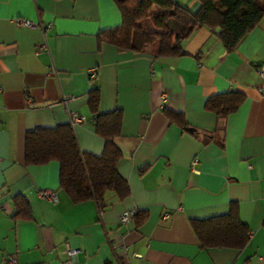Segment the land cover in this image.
Returning <instances> with one entry per match:
<instances>
[{
	"label": "crops",
	"instance_id": "0c3cea01",
	"mask_svg": "<svg viewBox=\"0 0 264 264\" xmlns=\"http://www.w3.org/2000/svg\"><path fill=\"white\" fill-rule=\"evenodd\" d=\"M120 22L114 0H0V264H264V17L231 50L199 26L179 56L98 41ZM92 88L100 112L122 111L114 141L129 193L106 191L103 207L72 201L56 160L25 162L26 131L68 122L72 111L88 118ZM229 90L245 95L234 111L205 108ZM72 126L81 150L101 152L90 121ZM44 188L57 201L41 197ZM18 194L29 201L28 218L13 216ZM231 201L250 229L247 243L200 248L190 219L227 212ZM127 209L140 213L122 222Z\"/></svg>",
	"mask_w": 264,
	"mask_h": 264
},
{
	"label": "trees",
	"instance_id": "16d2710c",
	"mask_svg": "<svg viewBox=\"0 0 264 264\" xmlns=\"http://www.w3.org/2000/svg\"><path fill=\"white\" fill-rule=\"evenodd\" d=\"M197 1L199 5L195 9L177 0H114L121 13V22L99 31L97 39L120 49L143 51L150 48L157 56H179L185 53L184 40L197 27L207 26L231 50L264 17V0ZM146 18L151 22L150 27H144L140 22ZM244 98L245 95L236 90L215 93L207 98L205 108L226 115ZM98 103L99 92L92 88L88 96L91 114L87 120L104 139L100 153L81 150L72 123L68 121L27 130L25 162L40 164L56 160L59 186L70 199L77 202L93 198L99 207H103L106 191L111 190L122 199L128 195L129 187L117 169L122 152L114 141L120 133L122 111L100 112ZM163 111L170 121L187 126L182 114L170 109ZM14 204V217L31 216V207L24 194L15 195ZM139 213L136 210L134 217ZM190 224L202 249L241 248L249 239L250 229L241 221L235 201L229 203L227 212L192 218Z\"/></svg>",
	"mask_w": 264,
	"mask_h": 264
},
{
	"label": "built area",
	"instance_id": "2783aa9c",
	"mask_svg": "<svg viewBox=\"0 0 264 264\" xmlns=\"http://www.w3.org/2000/svg\"><path fill=\"white\" fill-rule=\"evenodd\" d=\"M14 22L17 25H22V26H35V24L30 19L24 18V17H16L14 19ZM96 73H97V69L95 67L89 68L88 74L90 76H95ZM260 91L264 95V87H261ZM68 116H69L68 117L69 122H71L72 124L87 121L86 115L77 113L75 111L70 112V114ZM197 160H198L197 158H194L192 163H196ZM38 193L41 197L46 198V199H50L52 201H57V199H58V193L56 190H53V189H48V188L40 189ZM135 212H136L135 209L123 210L120 214V221L125 222V221L129 220L134 215ZM65 252L69 256H74L77 252V249L67 245ZM8 263L9 264H16V259L13 257H10V258H8Z\"/></svg>",
	"mask_w": 264,
	"mask_h": 264
},
{
	"label": "rangeland",
	"instance_id": "374dc122",
	"mask_svg": "<svg viewBox=\"0 0 264 264\" xmlns=\"http://www.w3.org/2000/svg\"><path fill=\"white\" fill-rule=\"evenodd\" d=\"M178 2H183L184 0H177ZM195 1H197V0H195ZM181 2V3H182ZM198 2V1H197ZM184 4V3H183ZM198 4H199V2H198ZM190 8H194V7H190ZM197 8V7H196ZM195 8V9H196ZM155 9H158L157 7H155ZM194 10V9H193ZM141 22V24L144 26V27H150L151 26V22H150V20L148 19V18H146V19H143V20H141L140 21Z\"/></svg>",
	"mask_w": 264,
	"mask_h": 264
}]
</instances>
